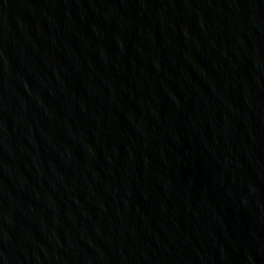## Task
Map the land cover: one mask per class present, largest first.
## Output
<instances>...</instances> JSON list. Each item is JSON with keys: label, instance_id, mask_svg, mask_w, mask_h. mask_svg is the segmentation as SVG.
Masks as SVG:
<instances>
[{"label": "water", "instance_id": "95a60500", "mask_svg": "<svg viewBox=\"0 0 264 264\" xmlns=\"http://www.w3.org/2000/svg\"><path fill=\"white\" fill-rule=\"evenodd\" d=\"M0 264H264V0H0Z\"/></svg>", "mask_w": 264, "mask_h": 264}]
</instances>
